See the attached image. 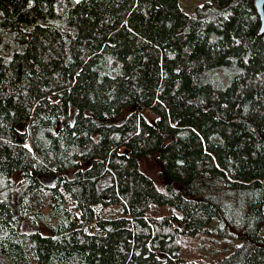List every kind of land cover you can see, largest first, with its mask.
<instances>
[{
	"label": "trees",
	"instance_id": "1",
	"mask_svg": "<svg viewBox=\"0 0 264 264\" xmlns=\"http://www.w3.org/2000/svg\"><path fill=\"white\" fill-rule=\"evenodd\" d=\"M259 29L254 0H0V264H201L197 235L264 264Z\"/></svg>",
	"mask_w": 264,
	"mask_h": 264
},
{
	"label": "rangeland",
	"instance_id": "2",
	"mask_svg": "<svg viewBox=\"0 0 264 264\" xmlns=\"http://www.w3.org/2000/svg\"><path fill=\"white\" fill-rule=\"evenodd\" d=\"M204 0H182L186 11L195 13L196 6L201 5ZM201 3V4H200ZM134 108H131L133 110ZM153 120V119H152ZM29 145V143H27ZM126 149H122L125 152ZM141 168L147 173L158 186L164 188L168 184V179L164 177L162 165L155 156H147L141 159ZM15 180L19 176L13 177ZM55 184L49 182V185ZM98 212L102 217L122 215V210L118 207H98ZM178 215L181 213L169 205L153 204L148 212L152 216ZM211 238V239H210ZM184 255L189 259L201 260V264H221L222 258L231 253L240 243L239 240H228L222 237L197 235L195 237L184 238ZM234 242V244H232Z\"/></svg>",
	"mask_w": 264,
	"mask_h": 264
},
{
	"label": "water",
	"instance_id": "3",
	"mask_svg": "<svg viewBox=\"0 0 264 264\" xmlns=\"http://www.w3.org/2000/svg\"><path fill=\"white\" fill-rule=\"evenodd\" d=\"M77 1L81 2L83 0H77ZM254 7L260 18L259 34L262 35L264 34V0H254ZM54 179L57 180L58 176H54Z\"/></svg>",
	"mask_w": 264,
	"mask_h": 264
}]
</instances>
